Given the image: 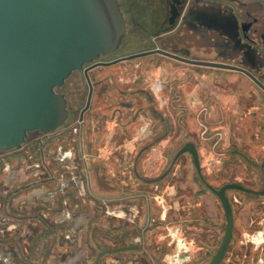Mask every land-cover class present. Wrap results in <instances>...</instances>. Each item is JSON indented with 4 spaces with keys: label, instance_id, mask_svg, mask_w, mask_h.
<instances>
[{
    "label": "flooded vegetation",
    "instance_id": "obj_1",
    "mask_svg": "<svg viewBox=\"0 0 264 264\" xmlns=\"http://www.w3.org/2000/svg\"><path fill=\"white\" fill-rule=\"evenodd\" d=\"M117 2L65 122L0 150V264H264V21Z\"/></svg>",
    "mask_w": 264,
    "mask_h": 264
},
{
    "label": "water",
    "instance_id": "obj_2",
    "mask_svg": "<svg viewBox=\"0 0 264 264\" xmlns=\"http://www.w3.org/2000/svg\"><path fill=\"white\" fill-rule=\"evenodd\" d=\"M125 34L117 0H0V150L59 128L67 110L56 89Z\"/></svg>",
    "mask_w": 264,
    "mask_h": 264
},
{
    "label": "rangeland",
    "instance_id": "obj_3",
    "mask_svg": "<svg viewBox=\"0 0 264 264\" xmlns=\"http://www.w3.org/2000/svg\"><path fill=\"white\" fill-rule=\"evenodd\" d=\"M225 2L233 5L236 11L243 13V16L247 15L248 17L258 18L264 21V0H225ZM224 6V10L232 11L227 5ZM246 27L249 28L250 25ZM231 37L233 38V36ZM248 37L250 36L248 35Z\"/></svg>",
    "mask_w": 264,
    "mask_h": 264
}]
</instances>
